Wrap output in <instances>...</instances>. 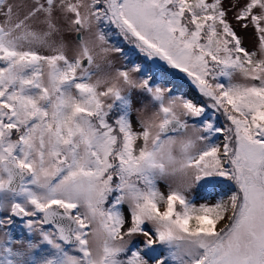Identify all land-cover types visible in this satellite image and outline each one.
Masks as SVG:
<instances>
[{"label": "snow or ice", "instance_id": "1", "mask_svg": "<svg viewBox=\"0 0 264 264\" xmlns=\"http://www.w3.org/2000/svg\"><path fill=\"white\" fill-rule=\"evenodd\" d=\"M0 264H264V0H0Z\"/></svg>", "mask_w": 264, "mask_h": 264}]
</instances>
